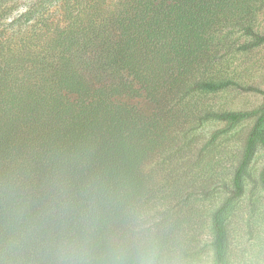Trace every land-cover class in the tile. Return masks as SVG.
Wrapping results in <instances>:
<instances>
[{"label": "trees", "instance_id": "16d2710c", "mask_svg": "<svg viewBox=\"0 0 264 264\" xmlns=\"http://www.w3.org/2000/svg\"><path fill=\"white\" fill-rule=\"evenodd\" d=\"M192 2L0 0V264H137L116 235L140 197L133 167L144 151L132 141L145 126L119 100L135 83L154 95L199 54L211 12ZM223 6L214 0L211 11ZM244 34L252 42L240 49L264 42L249 28ZM213 116L226 127L211 139L251 114ZM263 125L264 107L233 192L212 216L213 264H225L221 217L242 193L254 145L264 148ZM260 183L264 190L263 172Z\"/></svg>", "mask_w": 264, "mask_h": 264}, {"label": "rangeland", "instance_id": "374dc122", "mask_svg": "<svg viewBox=\"0 0 264 264\" xmlns=\"http://www.w3.org/2000/svg\"><path fill=\"white\" fill-rule=\"evenodd\" d=\"M160 1L163 9L174 4ZM192 1L194 8L202 4ZM204 1L211 12L206 43L195 58L186 59L185 71L174 72L152 96L135 83L136 89L119 100L145 126L132 141L144 151L133 167L140 197L125 212L123 236L116 235L137 264H213L212 216L233 192L247 136L264 107V42L240 49L252 42L245 28L264 36V0H223V8L213 12L214 0ZM146 4L142 0V7ZM226 81L233 85L216 91L193 88ZM232 112L251 116L211 139L226 127L213 114ZM262 172L264 148L255 144L241 178L242 193L221 217L225 264H264Z\"/></svg>", "mask_w": 264, "mask_h": 264}]
</instances>
